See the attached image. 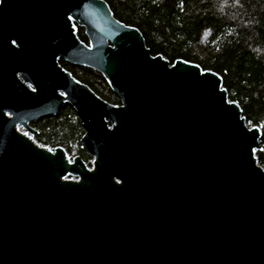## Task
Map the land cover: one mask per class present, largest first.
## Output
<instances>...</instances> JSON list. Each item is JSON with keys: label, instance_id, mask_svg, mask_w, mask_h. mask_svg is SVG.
<instances>
[{"label": "water", "instance_id": "water-1", "mask_svg": "<svg viewBox=\"0 0 264 264\" xmlns=\"http://www.w3.org/2000/svg\"><path fill=\"white\" fill-rule=\"evenodd\" d=\"M65 105L92 166L19 130ZM261 135L220 74L153 55L107 1L0 0V264H264Z\"/></svg>", "mask_w": 264, "mask_h": 264}, {"label": "trees", "instance_id": "trees-1", "mask_svg": "<svg viewBox=\"0 0 264 264\" xmlns=\"http://www.w3.org/2000/svg\"><path fill=\"white\" fill-rule=\"evenodd\" d=\"M105 1L118 20L142 32L153 55L162 54L171 64L182 58L221 75L230 99L238 102L247 122L262 130V148L256 156L264 167V0ZM81 37L88 43L85 34ZM66 66L100 97L120 104L101 73ZM31 126L41 145L63 146L71 157L79 155L92 165L93 156L81 141L85 130L71 105Z\"/></svg>", "mask_w": 264, "mask_h": 264}, {"label": "flooded vegetation", "instance_id": "flooded-vegetation-1", "mask_svg": "<svg viewBox=\"0 0 264 264\" xmlns=\"http://www.w3.org/2000/svg\"><path fill=\"white\" fill-rule=\"evenodd\" d=\"M75 27H76V35H77V37H78L80 40L84 41V40L82 39V37H81V34H85L84 28H83L82 26H80L79 24H77V23H75ZM12 41H15V42H16V44H15L14 46H17V45H18V42L16 41V39L12 38V39H11V44H13ZM84 42H85V41H84ZM58 62H59V64H60L65 70L69 71L71 74H72V72H71L70 70H68V68H67L68 66H66V64L71 65V66L77 68L78 70H80L81 67H83V66L74 65V64H72V63L66 61V60L63 59V58H58ZM72 75H73V74H72ZM73 76H74V75H73ZM74 77H75V76H74Z\"/></svg>", "mask_w": 264, "mask_h": 264}, {"label": "rangeland", "instance_id": "rangeland-1", "mask_svg": "<svg viewBox=\"0 0 264 264\" xmlns=\"http://www.w3.org/2000/svg\"><path fill=\"white\" fill-rule=\"evenodd\" d=\"M19 130L21 131V132H23V133H28V136H30L31 138H33L34 139V134H31V133H29V132H27V130L26 129H24L23 127H19ZM35 140V139H34ZM37 142V141H36ZM39 143V142H38ZM93 161V160H92ZM92 166V165H91ZM67 178H73V179H76L77 177H74L73 175H67Z\"/></svg>", "mask_w": 264, "mask_h": 264}, {"label": "snow or ice", "instance_id": "snow-or-ice-1", "mask_svg": "<svg viewBox=\"0 0 264 264\" xmlns=\"http://www.w3.org/2000/svg\"><path fill=\"white\" fill-rule=\"evenodd\" d=\"M181 7H182V5H181ZM12 43H13V45H15V44H16V42H15V41H12ZM25 135H27V133H25Z\"/></svg>", "mask_w": 264, "mask_h": 264}]
</instances>
